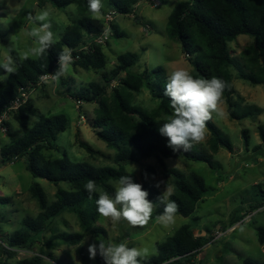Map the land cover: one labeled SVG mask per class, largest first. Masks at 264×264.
I'll return each instance as SVG.
<instances>
[{
	"label": "trees",
	"instance_id": "1",
	"mask_svg": "<svg viewBox=\"0 0 264 264\" xmlns=\"http://www.w3.org/2000/svg\"><path fill=\"white\" fill-rule=\"evenodd\" d=\"M139 1L110 0V5L120 15H129L134 11L132 7ZM45 3H50L59 10L74 4L79 18L66 29L58 42L36 59L19 58L14 53L11 54L17 70L0 83V116L19 96L22 89L32 92L41 87L40 78L56 71L58 55L65 48L71 49L75 65L84 70L98 71L106 66V56L101 46H91L88 51L83 50V47L104 29L103 21L88 15L90 12L87 0H39L38 6L41 7ZM135 19L139 21V18ZM112 28L116 36L121 37L122 33L117 25L113 24ZM168 32L171 38L179 41L184 55L188 56L193 64L194 71L191 74L194 77L211 79L215 76L225 82L222 99L227 105L231 120L254 119L261 114L260 107L243 106L233 101L236 90L232 70H237L240 79L252 85H264V0L181 1L175 5L169 17ZM85 36L87 39H84ZM240 36H248L253 42L242 51L243 62L239 64L234 61L229 44ZM139 59V54L133 52L117 57V65L111 74H104L107 82L119 78V86L110 96L107 97L105 88L96 83H90L71 95L77 102L99 105L91 126L97 138L115 152L112 162L116 167L95 166L84 161L73 162L65 152L61 158L51 155L59 150L58 137L67 129L68 118L65 114H39L33 103L27 101L13 115L23 135L17 139L10 135V144L1 151L2 164L25 159L26 169L34 179L46 180L54 184L57 190L55 200L49 202L39 183L31 185L30 194L37 201L40 213L35 218L26 216L21 222V229L9 235L6 240H1L6 244V247L1 245L2 252L8 258L15 256L16 250H30L48 227L50 229L52 222L65 213L76 215L82 232H64L55 235L53 239L66 245L77 246L83 241L86 232L94 236L104 233L102 227L96 226L101 216L95 203L99 194L89 200L84 185L91 179L102 191L114 195L116 190L111 183L118 182L121 176L127 175L125 167L130 164H138L151 158L157 160L164 174L173 179L174 191L169 198L178 205L176 215L190 217L202 202L208 190L205 180L195 172L184 173L169 168L165 160L184 157L214 167L213 156L221 148L232 152L233 145L212 118L207 122L206 128L211 135L208 141L210 151L202 150L194 144L187 153L173 152L167 146V138L161 136L158 131L172 115L169 98L163 95L168 76L164 68L151 71L145 69L143 73H135L133 68ZM122 73L125 74L124 77H120ZM143 87L159 101L155 110L147 111L134 103L136 94ZM239 99L242 102L244 100L241 97ZM32 116H37L38 121L29 126ZM258 133L264 144V125L259 126ZM242 137L245 147L248 148L249 131L243 130ZM79 146L92 157L101 154L85 141L80 140ZM60 184H67L68 188H62ZM146 191L149 193L148 199L154 203L155 215L159 216L164 211V205L158 199L162 194L154 187H147ZM1 201L8 202V199ZM263 206L264 199L256 202L253 208L257 210ZM243 218L240 217L235 222ZM213 238L212 234L208 237L196 236L193 226L183 225L165 242L158 243L156 256L145 260L143 264H195L194 259ZM259 241L261 245L264 244V230L259 232ZM42 256L53 260L52 253L41 251V255L23 260L20 264H41ZM100 263L104 264L102 258ZM243 264L264 262L247 258Z\"/></svg>",
	"mask_w": 264,
	"mask_h": 264
},
{
	"label": "rangeland",
	"instance_id": "2",
	"mask_svg": "<svg viewBox=\"0 0 264 264\" xmlns=\"http://www.w3.org/2000/svg\"><path fill=\"white\" fill-rule=\"evenodd\" d=\"M159 1L161 4L157 7H154L149 0H140L134 5L132 9L139 21L131 15L117 16L114 24L122 35L117 37L114 33L108 42L101 46L106 56V66L103 69L87 71L75 65L73 61L64 76L59 79L53 78L30 92L28 101L33 103L39 114L47 116L65 114L68 118L67 129L57 140L59 150L51 153L53 157L61 158L65 152L73 162L84 161L95 166L116 167L112 162L115 152L97 138L91 126L97 116L99 105L86 102L79 104L71 95L90 83H96L105 88L107 97L110 96L119 86V78L107 82L104 74L108 76L111 74L117 65L119 55L127 52L139 54V62L133 68L135 73L157 68H164L167 76L171 71L180 68L190 73L194 71V66L184 55L179 41L171 38L168 32V20L175 5L185 0ZM38 3L39 0H0V64L7 62L9 58L13 60L12 53L19 58L38 57L31 53L32 39L26 34V30L37 26L29 19V14L35 15L38 9L49 11L53 31L57 34L55 42H58L66 29L79 18L77 7L59 10L50 3H45L41 7ZM104 3L105 13L114 10L110 0H104ZM88 15L92 16L90 13ZM103 17L104 15L99 19L103 21ZM84 39L87 37L85 36ZM252 42V38L240 36L229 44V51L236 63L243 62L241 53ZM232 72L236 90L233 101L243 106L255 105L262 109L261 114L254 119L235 121L229 118L227 105L222 99L220 107L224 116L217 117L213 114V121L230 139L233 151L229 152L221 148L213 156L214 167L184 157L165 160L169 168L184 173L195 172L205 180L207 193L197 205L193 215L190 217L176 215L175 223L163 224L155 220L156 215L153 210L152 218L147 224L136 226L130 225L123 219L113 223L110 218L100 216L96 226L102 227L105 232L99 236L86 232L83 245L81 242L77 246H70L53 239L55 235L64 232H82L76 215L65 213L52 222L50 229L48 227L30 250H16L12 258H8L2 252L1 245L6 247V244L1 240H6L9 235L21 229V222L26 216L35 218L40 213L37 201L30 194L31 185L39 183L49 202L55 200L57 187L46 180L34 179L26 169L25 159L2 165L1 151L10 144V135L16 139L23 135L14 116L8 117L6 122L8 131L0 132V264H20L23 260L41 255V251L53 255V260L42 256L41 264H101L99 253L95 260H92L88 252L89 245L99 243L98 237L117 244L127 241L130 247L147 249L145 258L147 260L156 256L158 243L165 242L183 225L193 226L196 236L208 237L209 234L214 236L194 259L195 264H243L244 259L247 258L264 262V244L261 245L259 241V232L264 230V206L257 210L253 208L256 202L264 199V144L258 133L259 126L264 125V85H252L240 79L237 70L234 69ZM4 75L3 70L0 69V76ZM124 76V73L120 75V77ZM240 97L244 99L243 102L240 101ZM134 103L147 111H152L158 107L159 101L143 87L136 94ZM37 121V116H32L29 126H33ZM243 130L249 131L248 148L245 147L242 137ZM210 137L206 129L205 139L197 143V147L210 151L208 147ZM80 140L87 142L101 154L90 156L79 146ZM130 170L133 171L131 175L134 182L141 184L144 190L147 187H154L163 194L168 183L174 191L173 179L164 174L155 158L127 165L126 173L129 174ZM117 184L118 182L111 183L115 190ZM60 186L68 188L67 184ZM6 198L8 202L1 201ZM240 217L244 218L235 222ZM220 233H224L222 238L217 237Z\"/></svg>",
	"mask_w": 264,
	"mask_h": 264
},
{
	"label": "clouds",
	"instance_id": "3",
	"mask_svg": "<svg viewBox=\"0 0 264 264\" xmlns=\"http://www.w3.org/2000/svg\"><path fill=\"white\" fill-rule=\"evenodd\" d=\"M74 9V4L67 6ZM88 11L93 17L99 19L105 14L104 0H87ZM47 9H38L35 15L29 14V19L37 26L26 30L32 39L33 46L30 51L33 55L41 56L48 51L57 38L53 31V23L49 19ZM73 62L71 49L65 48L58 55V69L53 74L55 79L64 76ZM4 76H0V83L7 74L16 72L17 65L9 58L0 64ZM225 82L213 76L211 79L196 78L189 71L180 68L171 71L164 86L163 95L169 98L172 115L163 123L158 131L167 138V146L176 153H187L194 144L205 139L207 122L213 118L223 117L224 112L220 107L225 90ZM133 171L121 176L116 186L114 195L102 191L94 180L89 179L84 185L88 199H95L97 212L105 218H110L113 223L120 220L127 221L130 225H145L152 218L154 203L148 199L149 193L143 186L134 182ZM159 187V185H157ZM173 188L166 183L165 191L158 198L164 205V211L155 220L163 224L175 223L178 205L171 200ZM99 243L89 245V258L95 260L97 254L101 256L104 264H142L147 255V249L130 247L127 241L114 243L111 240L97 238ZM82 242L81 245H83ZM75 260V257H74Z\"/></svg>",
	"mask_w": 264,
	"mask_h": 264
},
{
	"label": "built area",
	"instance_id": "4",
	"mask_svg": "<svg viewBox=\"0 0 264 264\" xmlns=\"http://www.w3.org/2000/svg\"><path fill=\"white\" fill-rule=\"evenodd\" d=\"M149 2L154 7H157L161 4L159 0H149ZM118 15H120V14L115 9L106 12L104 14V17H103V23H104L103 31L99 35L94 37L93 40L87 46H84L83 50L88 51L91 46L93 47V46L105 45L108 42L110 36H112L114 34V30L112 28V25L114 24ZM129 15H131L132 18L136 17L134 11ZM58 66L59 65L57 63V67ZM53 74H55V71L51 72L49 74L43 75L40 78L39 86H42V85L48 83L51 79H53L54 78ZM30 92L31 91H27L25 89H22L20 91L19 96L6 107L5 111L0 116V132L6 133L8 131V128L6 126L7 118L10 117L11 115H14L24 104L27 103V101L29 99ZM78 103L80 104L81 102H78ZM223 236H224V233H220V234H218L217 237L222 238Z\"/></svg>",
	"mask_w": 264,
	"mask_h": 264
},
{
	"label": "crops",
	"instance_id": "5",
	"mask_svg": "<svg viewBox=\"0 0 264 264\" xmlns=\"http://www.w3.org/2000/svg\"><path fill=\"white\" fill-rule=\"evenodd\" d=\"M2 165H4V164H2Z\"/></svg>",
	"mask_w": 264,
	"mask_h": 264
}]
</instances>
